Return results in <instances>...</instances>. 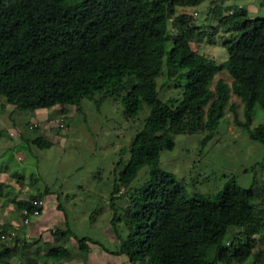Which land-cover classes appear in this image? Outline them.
<instances>
[{
    "label": "trees",
    "instance_id": "16d2710c",
    "mask_svg": "<svg viewBox=\"0 0 264 264\" xmlns=\"http://www.w3.org/2000/svg\"><path fill=\"white\" fill-rule=\"evenodd\" d=\"M206 1L0 0V96L8 104L22 111L57 106L66 119L72 107L80 113L85 100L118 97L127 120L148 111L110 199L119 240L113 254L129 264H264V246L256 248L254 238L264 237L263 177L248 188L231 177L206 195L188 192L160 168V153L174 148L176 135L203 133L205 146L227 113L264 146V17L238 5L226 8L230 14L216 7L210 19L217 26L209 34L180 11ZM217 28L229 35L222 61L194 48L206 36L211 42ZM161 76L178 97L160 99ZM27 130L37 132L38 124ZM31 142L41 149L52 144L43 136ZM142 169L148 178L136 189ZM46 194L14 202L22 225L0 224V237H9L0 238V264L70 263L72 238L88 260L90 240L68 227L50 231V241L24 233L23 210L32 212V200L44 201ZM124 199L118 208L115 202Z\"/></svg>",
    "mask_w": 264,
    "mask_h": 264
},
{
    "label": "rangeland",
    "instance_id": "374dc122",
    "mask_svg": "<svg viewBox=\"0 0 264 264\" xmlns=\"http://www.w3.org/2000/svg\"><path fill=\"white\" fill-rule=\"evenodd\" d=\"M233 5L246 8L253 18L264 17V0H208L195 9L180 11L195 17L210 34L214 32L212 27L217 26L210 19L212 9L220 7L224 14H230L226 8ZM228 37L217 28L211 42L206 36L194 48L217 61L226 60L222 41ZM171 85L165 76L158 79L161 100L179 96V90H172ZM147 114L148 111L141 112L127 120L118 97H110L99 104L85 100L80 113L72 107L64 119L57 106L48 110H16L0 96V224L22 225L14 202L47 190L42 214L24 227L28 238L41 235L50 241V231L68 227L77 238H87L91 243L88 260L83 262L75 239H70L68 247L74 252V260L64 264H129L125 256L113 254L119 240L111 224L114 213L110 199L130 156L127 147ZM28 124H38L39 130L28 131ZM19 132L28 141L21 140ZM204 135H176L174 148L160 153V168L174 174L188 192L197 189L206 195L217 192L231 177L243 188L250 187L257 177L264 181V146L236 127L229 113L221 119L214 137L202 146ZM36 136L47 138L51 146L41 149L32 144ZM144 170L132 185L136 189L148 178ZM124 203L125 199L115 202L118 208ZM118 230L123 237L127 235L122 222ZM238 231L232 229L231 234ZM254 238L256 248L264 246V237Z\"/></svg>",
    "mask_w": 264,
    "mask_h": 264
},
{
    "label": "built area",
    "instance_id": "2783aa9c",
    "mask_svg": "<svg viewBox=\"0 0 264 264\" xmlns=\"http://www.w3.org/2000/svg\"><path fill=\"white\" fill-rule=\"evenodd\" d=\"M33 126H36V124H34ZM32 205L35 206V208L33 209L32 212H30L28 209L23 210V215H24L23 222H24V224H28L32 218L39 216V208L44 207V201L32 200ZM0 238L6 239L9 237L2 235Z\"/></svg>",
    "mask_w": 264,
    "mask_h": 264
}]
</instances>
